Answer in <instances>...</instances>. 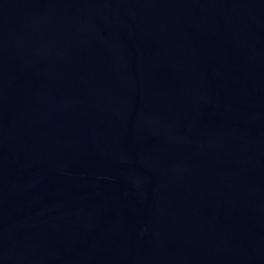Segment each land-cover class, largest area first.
Listing matches in <instances>:
<instances>
[{
	"label": "water",
	"instance_id": "obj_1",
	"mask_svg": "<svg viewBox=\"0 0 264 264\" xmlns=\"http://www.w3.org/2000/svg\"><path fill=\"white\" fill-rule=\"evenodd\" d=\"M0 264H264V0H0Z\"/></svg>",
	"mask_w": 264,
	"mask_h": 264
}]
</instances>
